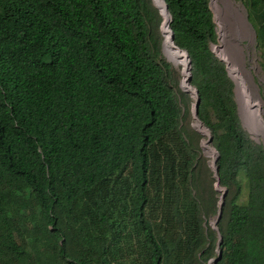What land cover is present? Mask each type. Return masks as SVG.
I'll list each match as a JSON object with an SVG mask.
<instances>
[{"label":"trees","instance_id":"16d2710c","mask_svg":"<svg viewBox=\"0 0 264 264\" xmlns=\"http://www.w3.org/2000/svg\"><path fill=\"white\" fill-rule=\"evenodd\" d=\"M163 2L225 189L217 231L206 224L213 178L152 1L0 0V264H207L218 235L213 264H264V149L211 51L208 0ZM222 2L211 0L220 41L227 25L249 32L239 6ZM243 6L262 52L264 0ZM214 49L240 116L260 126L259 97Z\"/></svg>","mask_w":264,"mask_h":264},{"label":"rangeland","instance_id":"374dc122","mask_svg":"<svg viewBox=\"0 0 264 264\" xmlns=\"http://www.w3.org/2000/svg\"><path fill=\"white\" fill-rule=\"evenodd\" d=\"M216 2H217L218 6L220 8L223 7L224 4H223L222 0H216ZM230 2L232 4V6H235V5L239 6L238 11L244 15L245 22L250 27V31L247 32L246 30H240V32L238 34V33H235L227 25V26H225V31H226L227 36H226V38L223 41H220V36H219L218 31H217L219 26H218V23L216 21V23H214V25H215V33H216V42L214 44H211L210 47L213 48L214 46H221L223 52L227 55L228 59L231 60V62H232L231 64L233 66H235L237 69L241 70V72L243 73V76L248 81L250 92L252 94H254V92H255V94L258 95L261 103H259L256 106L255 111L257 113L258 122H259V124L261 126V122L264 121V78H263L264 77V74H263V69H264V50L261 52L256 47L255 32H254V30L252 28L251 23L248 21V18L246 16V10H245V8L243 6V0H230ZM209 3H210V0H209ZM159 17H160V15H159ZM161 18L162 17H160V20H159V23H158V31H159V33L161 35L160 54H161V57L168 62V60L166 59L165 53H163V51H162L164 37H163V34H162V24H163L162 22H163V19L161 21ZM225 23L226 22L224 21V24ZM234 45H237V46L240 47L241 52L244 55L243 60L241 59V57L239 55H235V56L233 55L234 49H235ZM169 63H170V66H171V69H172V72H173V78L177 82V87L181 90V92L185 93L186 96H187L186 103L183 104L184 108H182V110L185 113L184 123L186 125H188L197 135H199L198 140H197V146H198V149H199V156H201L204 159L205 165L208 168V170L211 171V177L213 178L212 170L210 168V162L212 160V156L207 154V153H205V151L203 150V147H201L203 139L205 137H204V135H203V133L201 131H198V129L194 128V126H193V123L195 122V120L191 116V110H192V103H193L194 100H193V98H192L190 93L184 92L181 89L182 82H183V80L186 77L185 67H184L183 64H181V62L174 63V62L169 61ZM243 121H244V125L246 124L248 126V128H249L248 131L251 130V131L248 132L249 136L253 140H257L258 143L262 144L263 137L261 136V131L259 129L255 128V127H252L251 124L247 120L245 121V119H244ZM247 126L245 128H247ZM245 130L247 131V129H245ZM207 146L210 147L213 150V148L210 145V143H207ZM213 154L215 156L214 151H213ZM211 185H212L213 189L216 192V197H217V201H218L220 193H221L220 191L221 190L225 191V189L222 186H219V185L217 187H215L214 186V179L211 182ZM214 218H215V216L211 215L207 219V222H206V224L211 229H213V226H212L211 222H212V220ZM214 251H215V249H214Z\"/></svg>","mask_w":264,"mask_h":264},{"label":"water","instance_id":"95a60500","mask_svg":"<svg viewBox=\"0 0 264 264\" xmlns=\"http://www.w3.org/2000/svg\"><path fill=\"white\" fill-rule=\"evenodd\" d=\"M152 1V3H153V6L157 9V7L155 6V4H154V2H153V0H151ZM162 2H163V0H162ZM163 5H164V9H165V11H166V13H167V15H168V12H167V8H166V5L164 4V2H163ZM208 8H209V0H208ZM158 10V9H157ZM209 10H210V8H209ZM210 12H211V16H212V21H213V23H215L214 22V18H213V13H212V11L210 10ZM168 25H169V15H168V22H167V27H168ZM168 33H169V40H170V42H171V44H172V47L174 48V49H176L177 51H181L180 49H178L174 44H173V36H172V33H171V31H170V29H169V27H168ZM211 51H212V53L215 55V57L217 58V59H219L221 62H223L224 63V67H225V71H226V73H227V76L230 78V76H229V74H228V70H227V64H226V62L221 58V57H219L215 52H214V50H213V48H211ZM181 52H183V51H181ZM184 53V55H185V58H186V73H187V76H186V83H187V86L188 87H190V85H189V80H190V75H189V61H188V58H187V55L185 54V52H183ZM230 80H231V82H232V84H233V98H234V101H235V104H236V111H237V115H238V117H239V120H240V123H241V125L245 128V126H244V119L242 118V116H240V114H239V106H238V99H237V94H236V89H235V85H234V83H233V81H232V79L230 78ZM190 88H192V87H190ZM181 89H182V91H184V92H188V90H185V89H183L182 87H181ZM192 91H193V94H194V101H193V103H192V110H191V116H192V118L194 119V120H196L200 125H201V123L197 120V117H196V111H197V104H198V97H197V95H196V90L194 89V88H192ZM250 124H251V126L252 127H255V128H257V129H259L260 131H261V136L263 137V140H262V148L264 149V121H262L261 122V128H260V126L255 122V121H252V120H247ZM205 129V131L207 132V138H206V143H210V136H209V133H208V131H207V129L206 128H204ZM245 129H247V128H245ZM249 129V128H248ZM247 132H249L248 130H247ZM255 142H257V140H254ZM258 143V142H257ZM213 151H214V153H215V150L213 149ZM215 160H216V153H215V156L212 158V160H211V165H210V168H211V170H212V176H213V179H214V186L215 187H217L218 186V176H217V169H216V166H215ZM217 189V188H216ZM221 193H220V196H219V199H218V201H217V212H216V215H215V218L212 220V222H211V224H212V226H213V229L215 230V231H217V228H216V222H217V219H218V217H219V214H220V208H221V205H222V199H223V195H224V190H221L220 191ZM219 244H220V236L218 235V239H217V242H216V246H215V253L217 254V256L215 257V258H213V259H209L208 261H207V264H213L218 258H219V255H220V250H219Z\"/></svg>","mask_w":264,"mask_h":264},{"label":"bare ground","instance_id":"6f19581e","mask_svg":"<svg viewBox=\"0 0 264 264\" xmlns=\"http://www.w3.org/2000/svg\"><path fill=\"white\" fill-rule=\"evenodd\" d=\"M153 2L155 4V6L159 9V13H161L160 15H162V17H163L162 34H163L164 39H163L162 51H163V53H165L166 59L168 61H171V62H174V63L181 62V64L184 65L185 71H186V64L187 63H186V58H185L184 53L181 52V51H177L176 49H174L172 47V44H171L170 40H169V33H168V27H167L168 15H167V13H166V11L164 9L163 2H162V0H153ZM209 7H210V9H211V11L213 13V18H214L215 23H216V20L218 22V15H216V19H215V14H214V12H213V10L211 8V0H210V3H209ZM214 47H213L214 52L219 56V54L215 51ZM219 57L222 58V56H219ZM222 59L226 62V64H227V70H228V63L229 62H227L224 58H222ZM228 74H229V70H228ZM231 74H232V69H231ZM186 76H187V73H186ZM229 76H230V74H229ZM230 78H231V76H230ZM232 81H233V83L235 85V89H236V84H235V82H234L233 79H232ZM181 87L183 89H185V90H188V93L191 94V96H192V98L194 100V94H193L192 88H190V87L187 86L186 77L183 80ZM248 102H249V111L251 112L252 105L250 103L249 96H248ZM238 106H239V104H238ZM252 118H253V121L257 122L256 117H254L252 115ZM193 126H194V128L198 129V131H201L203 133V135H204L205 138L203 139V142H202V145L203 146L201 145V147H203V150L205 151V153L211 155L212 158H213V156H214L213 150L210 147H208L207 146V143H206L207 132L202 127V125H200L196 120L193 123ZM210 165H211V162H210Z\"/></svg>","mask_w":264,"mask_h":264}]
</instances>
